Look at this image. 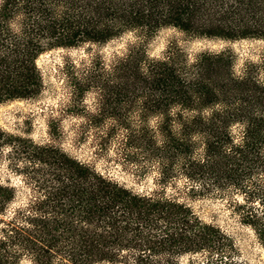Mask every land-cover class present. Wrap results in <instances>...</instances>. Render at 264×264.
I'll return each mask as SVG.
<instances>
[{
  "label": "rangeland",
  "instance_id": "obj_1",
  "mask_svg": "<svg viewBox=\"0 0 264 264\" xmlns=\"http://www.w3.org/2000/svg\"><path fill=\"white\" fill-rule=\"evenodd\" d=\"M2 3L0 0V6ZM223 14L211 12L208 18L197 20L200 31L167 24L148 35L146 27H139L106 41L47 48L33 63L21 55L0 60V239L10 235L4 247L12 264H37L33 250L20 240L37 234L42 238L41 231L46 233L44 223L33 221L36 213L41 214L35 205L56 192L53 185L58 184L49 179L55 176L70 182L75 161L134 192L155 191L185 201L228 236L220 248L205 247L182 255V264H216L217 260L219 264H264V243L255 226L248 223V212L259 210L264 216L258 188L227 183L192 192L190 183L199 181L188 180L178 160L167 180L163 179L165 159L159 148L166 135L164 126L171 123L179 133L182 121L216 105V101L198 100V86L190 91L188 83L201 81L217 94L220 88H234L217 101L231 109L226 123L235 139L243 136L249 122L264 123V35L229 37L227 28L234 17ZM18 19L0 17L1 42L8 44L11 32L20 29ZM235 23L239 28H255L263 22L244 17L236 18ZM212 27L214 33H210ZM218 28L226 31L218 33ZM161 61L170 67V88L177 91L170 93L166 105L156 104L162 94L158 85L155 88L156 81L146 78L152 81L147 84L145 80L151 64L158 66ZM28 66L38 70L40 88L30 97L12 96L24 89L14 88V83L17 73ZM249 176L245 183H259L264 171ZM67 195L56 209L60 223L70 216L77 222V212L68 210ZM63 227L58 225L54 234L58 236ZM68 247L64 240L53 242L48 252L41 251L42 262L71 264L66 259ZM124 256L94 264H135L132 255Z\"/></svg>",
  "mask_w": 264,
  "mask_h": 264
},
{
  "label": "trees",
  "instance_id": "obj_2",
  "mask_svg": "<svg viewBox=\"0 0 264 264\" xmlns=\"http://www.w3.org/2000/svg\"><path fill=\"white\" fill-rule=\"evenodd\" d=\"M211 12L234 17L232 26L227 28L231 38L245 37L248 33L264 35V0H3L0 17H18L20 29L11 32L8 44L0 41L4 50L0 60L6 59L7 55H21L33 63L47 48L75 46L87 40L106 41L139 27H146L144 30L148 35L167 24L200 31L195 22L203 16L208 18ZM244 17L258 18L263 23L260 27L239 28L235 19ZM214 31L212 27L210 33ZM206 54L220 57L219 54ZM151 65L145 80L147 84L149 79L156 81L155 88L158 85L162 89L156 104L166 105L170 93L177 92L170 88L173 85L170 67L165 61L158 66ZM40 79L36 67H26V71L17 73L14 83V88L24 89L11 95H35L36 88H40ZM187 86L190 91L193 86H198L195 88L198 100L204 103L216 101V105L206 113L202 111L182 121L179 133L171 123L164 126L166 135L159 148L165 159L162 162L163 179L167 180L178 160L187 179L199 181L198 184L190 183L192 192L201 193L212 185L227 183L242 188L254 186L261 191L264 201V180L252 184L244 182L247 175L253 178L264 171V123L249 122L244 126L243 136L237 140L230 124L226 123L231 109L221 107L217 101L221 96L225 99V93L234 88H220L217 94L201 81L190 82ZM187 99L191 100L192 96L188 95ZM68 180L70 182L55 176L49 179L58 184L53 185L56 192L51 191L46 199L35 205L41 214L36 213L33 221L44 223L46 233L41 231L42 238L37 234L31 238L23 236L20 240L22 244L26 242L25 248L33 250L37 264H44L41 251L48 252L53 242L60 239L69 244L66 259L71 264L111 261L125 258V253L128 258L133 256L135 264H182V255L202 251L205 247L220 248L228 238L219 226L204 221L189 203L160 192H134L112 178L90 172L88 164L82 161H75ZM68 189L71 190L69 195L66 194ZM66 195L68 210L78 214L77 222L73 221V216L69 220L62 219L61 223L57 218L56 209ZM261 213L259 210L248 212V223L255 226L264 243V216ZM55 223L64 226L58 236L53 232L58 230ZM93 225L95 230L91 229ZM66 231L68 235L64 233ZM4 237L0 239V264H12L9 251L4 247L10 235ZM216 264H219L218 260Z\"/></svg>",
  "mask_w": 264,
  "mask_h": 264
}]
</instances>
